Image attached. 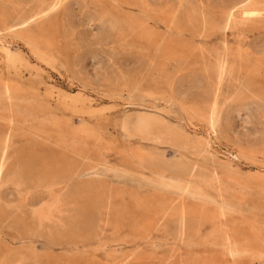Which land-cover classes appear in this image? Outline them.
<instances>
[{"label": "rangeland", "instance_id": "obj_1", "mask_svg": "<svg viewBox=\"0 0 264 264\" xmlns=\"http://www.w3.org/2000/svg\"><path fill=\"white\" fill-rule=\"evenodd\" d=\"M84 1L82 6L71 5L73 8L69 7V10L67 5V8H56L49 16L24 28L0 21V163L5 158L3 146L8 147L6 158H13L7 163L8 170L31 158L35 159L40 175L47 169L69 163L71 159L81 163L84 160L101 163L104 165L99 167L102 177L113 187L115 194L105 196L103 208L92 213L94 234L98 238L69 251L62 246H46L49 244L46 239L38 237L34 245L41 260L38 264H264L251 256L231 257L220 245L235 231L240 237L245 232L264 236V197L258 183L261 179L264 181V151H252L242 137L245 129L251 131L255 125L246 122L253 107L242 112L241 118H246L238 121L236 136L219 134L209 141L208 124L195 118L188 119L189 109L197 103L192 98L196 95L195 90H183L185 95L171 92L166 86L153 84L145 76H136L137 58L144 53L157 57L158 63L168 62L177 76L224 62L240 63L239 55H242L262 67L259 82L264 84V18L245 24L226 22L224 9L228 0H114L116 5L113 0H95L98 7L92 0ZM195 1H200L198 6ZM100 11L109 12L116 18L120 22L118 29L111 28L108 19H95L94 14ZM73 15L77 21L74 28L71 24ZM11 26L16 30L12 31ZM70 29L73 32H69ZM147 32L154 35L148 43L144 40ZM108 34L113 37H107ZM177 34H181V38H177ZM96 70L104 74L102 79L106 83L93 78ZM132 73L133 78L140 77L137 90L115 83V78L121 76H129L131 81ZM125 101L141 102L143 106L140 104L136 110ZM125 107L131 109L130 112L125 113ZM141 112L176 126L183 124L184 120L188 122L191 137H197L200 145L190 149L186 157L208 174H217L223 180V186L228 190L226 198L212 192L208 200L197 199L143 186L115 173L104 174L106 166L125 167V153L142 145L135 139L129 141L121 126L127 115ZM87 128L98 138L87 139L81 135L79 131ZM164 149L169 159L174 158L170 147ZM228 176L239 178L251 187L250 192L243 195L242 205L228 199L234 184ZM9 182H5L0 190L2 205L7 204L5 196L15 189V185ZM107 199L109 203L105 202ZM21 205H13L11 209L15 212H11L19 215L20 209H24ZM163 206H175V211L184 212L186 218L191 219L188 223H194L191 225L193 231L181 235L180 222L159 213ZM15 216L0 218L1 253L15 245L13 237L16 239L17 231L12 221ZM10 222L13 226H8ZM171 234L176 235L175 238ZM175 239L178 241L173 242ZM1 240L7 241L5 245ZM249 250L254 252L252 247Z\"/></svg>", "mask_w": 264, "mask_h": 264}, {"label": "bare ground", "instance_id": "obj_2", "mask_svg": "<svg viewBox=\"0 0 264 264\" xmlns=\"http://www.w3.org/2000/svg\"><path fill=\"white\" fill-rule=\"evenodd\" d=\"M67 1L68 3L65 4ZM180 1L182 2V0ZM184 1L188 2V0ZM192 1L194 2V0ZM198 2L200 1H195L197 6ZM84 3V0H0V21L4 24H8L9 26L10 24H12V26H14L15 28L22 26L24 28L25 25H28L39 18L49 16V14L53 12L56 8L60 9L61 6H65L64 8H67L68 6L67 9L69 10V7L73 8L71 5L82 6ZM92 3L93 5L97 6L95 0H92ZM195 3L193 4L196 6ZM68 4H70V6ZM137 6L140 7V5ZM84 7L88 8L87 5H85ZM135 8L137 7L135 6ZM182 11L184 10H181V12ZM224 11V14L226 16V22H244V24L249 22H256L262 17L264 18V0H228ZM64 12L68 13L67 11ZM141 12L140 14H142ZM164 12L165 10L163 11V13ZM109 14V12L100 11L98 14H94V18H97L101 21H105L106 19H108V21L111 23V28H114V30L118 29L117 27L120 26V22H118L116 18H113ZM144 16L145 18H149L146 17V15ZM74 18L75 17L73 15V22L71 23L73 28L74 24L75 26L77 24V21H75ZM70 19L72 21V16ZM173 20L174 19L172 18V21ZM66 21L67 20H65V22ZM81 21L83 22V20ZM69 23L67 24L71 25ZM12 26L10 27L11 30L13 28ZM15 28L13 29L14 31L16 30ZM70 31L73 32L72 29H70L69 32ZM171 33L169 31V34ZM166 34L168 33L166 32ZM109 35L110 34H108L107 37H113ZM180 35L177 34V38H181ZM165 36L166 35H164L163 38ZM144 37V40H146L148 43L151 42L150 40L154 38V35L151 32H147ZM117 38H119V36ZM99 40L100 42L103 41V39ZM161 43L159 45H161ZM156 49L155 51L158 52ZM138 57L139 58H137L136 61V63H138V65L136 66V76H145L153 84L166 86L171 90V92H182L185 95L183 90L191 92H194V90L196 91V95L192 96V98L194 99L193 101L197 103L193 109H189L191 111H189L187 114L188 119L195 118L201 122H205L208 124L209 130L205 132L208 133L207 137L209 141L213 140L214 138H217L219 134L227 137L236 136L237 123L241 118L242 112L246 111L250 107H253V111H251L247 115V118H245L246 122L250 124L255 123V125L251 131H246L245 129L244 132H242V137L244 142L246 141V143L248 144V148H251L252 151L253 149H259L264 151V84H261L259 82L262 67L258 63H252L246 57L245 59L242 58L244 56L239 55L240 63L235 62L229 64L227 62H224L214 66H207L203 70L199 69V71H192L189 73L187 72V74L183 73V75L177 76L175 72L170 69V66L172 65H170L168 62L158 63V60L156 59L157 57L155 58V56L146 53L141 54ZM77 68L75 70H77ZM84 69L86 68L84 67ZM100 72H97L96 70V77L93 78H97L99 80L101 79V81H103L102 78L104 77V74ZM133 76H135L134 73H132V77H130L132 78L131 81L128 79L129 76H121L117 78L114 77L115 83L117 82V84H124L128 88L137 90L139 86L138 81L140 77L139 79H137L136 77L133 78ZM135 78L137 80H133ZM140 81L142 82V80ZM178 94L180 95V93ZM127 104H129L130 106H134L135 108L138 107L141 102L139 104L137 101H130ZM150 105L151 104H149V106ZM202 107L204 110L202 109ZM135 109L138 110L137 108ZM130 110L131 109L127 107L124 108L125 113L130 112ZM141 113H139L138 115H127L123 119L121 126L125 136L129 141L135 139L138 140L139 143L142 145L130 149L125 153V167L123 166L119 168H114L106 166L104 169V174L115 173L119 177L130 179L134 182L140 183L143 186H151L156 189L166 190L170 192L173 191L178 194L187 196L189 195L197 199L208 200L210 199L209 194L212 192L218 193L219 197L226 198V191L228 190L225 189V187L223 186V180H221L220 177L217 176V174H208L207 172H205V170L199 168L194 163L190 162L189 159L186 157V154L190 149L198 148L200 145V141L197 137H191V130L188 122L184 120L183 124L176 126L167 123L163 119L154 117L153 115L147 112L142 114ZM243 119L241 118L242 121H244ZM88 129L89 128L81 130L79 132L87 139L95 140L96 137L98 138L95 133L89 131ZM198 137L201 139L200 136ZM3 147H5V158L3 157L4 159L0 163V190L4 186V184H6L5 182L8 181H10L11 184L13 183L15 185V187H13L15 189L13 191H10V193L5 196L7 204L2 205L0 201V218H2L3 216L8 217L12 215L13 217V215H16V219H14L15 221L10 219L12 217L9 218L14 222V226L11 222L7 224L8 226H10L11 224L13 228H15V230L17 231L16 239L13 237V240L15 241L14 243L17 247H15V245L13 246L10 244L11 248H8L5 253L0 252V264H38L40 256L38 255L34 246L38 237H41L42 240L43 238L46 239H44L45 242L47 241L49 243L47 245L44 244L46 246H62L66 247V249L69 251L74 250L73 248L75 247L78 248L83 243L90 244L93 240L98 238L96 236L97 234H94L93 226L95 220L92 218V213L94 211L99 212V210L103 208L105 196L111 197L115 195L113 187L106 182V180L102 177L103 173L99 170V167L104 166L103 164L90 163L86 162V160L81 163L78 160L68 159L69 163H67L68 161L66 162L65 160V165H60V167L58 166L57 168L54 167L55 169L50 168L46 171L44 170L45 173L43 172L44 174L40 175L37 172V166L34 161L35 159L31 158L27 159L26 162L22 161L18 165H14L12 169L8 170L6 168L7 163L10 161V159L13 158H6V151H8V147ZM165 147H170L173 150L175 155L174 158L169 159L165 155ZM249 153L250 152H248V154ZM236 157L240 159L239 155H236ZM238 162H240V160ZM228 177L230 180L234 181L233 187L230 188L231 194L228 196V199H231V201L235 204L242 205L244 199L243 195H245L247 192H250L251 187L250 185L248 186L246 185V183L241 182L239 178L232 176ZM258 183L260 188V194L264 197L263 179L258 181ZM110 197L109 199L111 200ZM109 199L105 200V202ZM227 202L228 201H226V205ZM107 203H109V201ZM12 204L19 207L20 204H22L21 208L24 205V209H20L18 207L21 211H17L20 213H18L19 215L15 214V211L11 209V207L13 206ZM168 205L169 203L167 204V206ZM221 209L224 208L222 207ZM175 210V206L174 208L169 206L164 207L163 210L161 209L159 213H162L163 217L165 218L171 217L172 220L174 218L176 219V221L180 222L179 232L181 233V235L193 231V227L191 225L194 224L192 222L194 220L191 221L192 223H188L191 219L188 220L184 212H178V210ZM213 218L215 219L216 217ZM99 219L101 218L99 217ZM3 220L7 219H2V221ZM5 222L3 224H5ZM0 224L2 225V223ZM234 226L235 225H233V227ZM6 227L7 226H5V228ZM162 227L164 228L165 226ZM13 228L11 227V229ZM100 228L101 227H99L98 229ZM245 228L246 227H243V229ZM174 234L171 235L175 238L176 235ZM193 234L195 235L196 233ZM185 236L183 237L185 238ZM186 237H188V235ZM5 241L6 240L2 241L4 242V245ZM177 241L175 239V241L173 242ZM187 242L188 241H186V243ZM40 243L41 242H39V244ZM220 245L223 247V249L226 250V254L231 257L238 258L242 256H251L254 258H259L262 262H264L263 235L253 236V234H247L245 232L244 234H242V237H240L239 232L235 231L234 233H231L226 237L225 243H220ZM41 246L43 247V245ZM250 247L253 248L254 252L249 250ZM45 249L46 248H44V250ZM76 254L78 255V253ZM66 255L67 253L65 254V256Z\"/></svg>", "mask_w": 264, "mask_h": 264}]
</instances>
